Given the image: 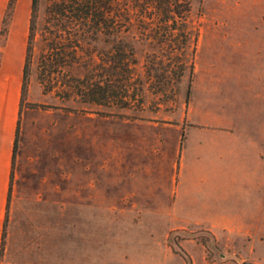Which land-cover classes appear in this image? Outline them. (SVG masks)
<instances>
[{"label": "rangeland", "instance_id": "374dc122", "mask_svg": "<svg viewBox=\"0 0 264 264\" xmlns=\"http://www.w3.org/2000/svg\"><path fill=\"white\" fill-rule=\"evenodd\" d=\"M31 1L0 0L25 57ZM58 1L38 3L0 264H264V0H104L105 25ZM55 35L74 67L41 63ZM118 40L129 81L74 94Z\"/></svg>", "mask_w": 264, "mask_h": 264}, {"label": "trees", "instance_id": "16d2710c", "mask_svg": "<svg viewBox=\"0 0 264 264\" xmlns=\"http://www.w3.org/2000/svg\"><path fill=\"white\" fill-rule=\"evenodd\" d=\"M107 1V0H106ZM15 0H9L7 10L8 12L12 11L13 5ZM156 3L155 8L162 7L165 12L166 9H169L170 12H174L173 6L168 4L167 2L166 6H158L157 4H163L164 0H155ZM38 3L39 0H32L31 1V16L29 19V34H28V46L26 51V57H25V64L23 68V82H22V92H21V103L22 99L25 94V87L26 82L29 76L30 71V56L32 51V43L34 39V29H35V21L38 16ZM107 3L104 0H60L57 3H53V6L55 9L53 10L54 14H60L61 18L59 21H69L71 19H78L83 18V16L90 17L91 20L96 23V25H99V23H103V25L106 24V15L107 12H105L104 6ZM165 6V8H164ZM71 12V16L67 15V13ZM58 20V19H56ZM57 35L52 37L48 43L46 44V53L42 55L41 63L45 66V69L49 71L50 68H53L54 70H57L60 68H72L74 65L78 64V58L76 56L77 48L79 47L77 41L73 42L71 41H60L58 38H56ZM124 44L121 43L120 40L114 41L113 48L114 52L109 57V65H102L103 69V75L101 76V79L99 81H103V85L100 84L98 81H91L89 76V70L87 72L83 71L82 76L78 77L77 75H71L70 78L72 79V84H69V86H72L74 89V94L80 95L85 99L87 96H94V93L100 94L101 98L105 101L107 100L108 93L111 90L113 94L111 96H114V94H117L116 89L114 87L120 86L118 84L128 82L131 77V72L129 68L130 63H134L133 53L131 50L126 52L123 50L122 46ZM108 55V53H106ZM105 60V59H104ZM85 70V69H84ZM45 74V73H44ZM45 76V75H44ZM43 76V77H44ZM45 80V79H43ZM73 93V91H72ZM91 99H95L91 98ZM96 100V99H95ZM99 100V99H97ZM105 103V102H104ZM18 132H19V120L16 130V137L14 142V154L17 149V138H18Z\"/></svg>", "mask_w": 264, "mask_h": 264}, {"label": "crops", "instance_id": "0c3cea01", "mask_svg": "<svg viewBox=\"0 0 264 264\" xmlns=\"http://www.w3.org/2000/svg\"><path fill=\"white\" fill-rule=\"evenodd\" d=\"M26 31L27 26L23 31L12 28L3 45H0V253L15 157L14 142L20 113Z\"/></svg>", "mask_w": 264, "mask_h": 264}]
</instances>
